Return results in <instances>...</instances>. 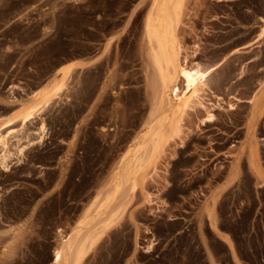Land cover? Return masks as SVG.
<instances>
[{"label":"rangeland","instance_id":"374dc122","mask_svg":"<svg viewBox=\"0 0 264 264\" xmlns=\"http://www.w3.org/2000/svg\"><path fill=\"white\" fill-rule=\"evenodd\" d=\"M153 8L0 0V98L64 82L42 114L44 139L0 169V264H50L58 229L94 215L114 186L150 107L144 24ZM258 33L249 60L243 49L230 53ZM175 35L190 66L221 62L208 81L221 97H209L214 120L201 126L205 112L187 108L184 147L166 142L129 177L106 205L119 215L80 264H264V111L236 100L255 78L264 88V0H181ZM74 57L87 62L58 77L55 66ZM234 182V193H222Z\"/></svg>","mask_w":264,"mask_h":264},{"label":"bare ground","instance_id":"6f19581e","mask_svg":"<svg viewBox=\"0 0 264 264\" xmlns=\"http://www.w3.org/2000/svg\"><path fill=\"white\" fill-rule=\"evenodd\" d=\"M153 6V11L147 16L144 24L146 82L150 103L145 124L130 142L125 165L112 189L104 196L103 203L97 212L94 215L87 212L65 234L58 229L61 239L52 250L50 264H80L119 215L117 209L108 213L106 205L127 184L129 177L137 174L144 166L154 163L166 142L178 137L180 138L178 146L184 147L185 142L180 137V132L183 115L187 108L205 112L200 120L201 126L206 127L214 120V114L209 109V106L214 103L209 97L215 96L216 100L221 97L209 88L208 81L221 62L207 68H202L198 63L190 66L175 35L181 0H153ZM259 39L260 33L244 45L253 44ZM240 47L233 48L230 53ZM83 64L82 61H69L60 66L56 72L62 78L67 77L76 67H82ZM63 85L64 82L61 80L52 86L51 92L35 89L22 98L16 96L11 89L8 96L2 98V103L15 106L10 116L6 118L0 116V158L2 160L0 169L2 171H8L12 166L7 159L8 154H12L13 151L23 154L29 147L44 139L42 133L45 125L42 114L52 101V96L62 91ZM236 100L239 99L236 98ZM259 100V97H256L253 100L254 105ZM233 105L229 104L230 109L234 107ZM14 123L18 124L13 126ZM35 123L37 125L32 127ZM251 145L250 154L253 156L255 147ZM210 211L208 209V216L212 217L213 214ZM102 214H105V217L101 218ZM152 245V242H148L146 247L151 248Z\"/></svg>","mask_w":264,"mask_h":264},{"label":"crops","instance_id":"0c3cea01","mask_svg":"<svg viewBox=\"0 0 264 264\" xmlns=\"http://www.w3.org/2000/svg\"><path fill=\"white\" fill-rule=\"evenodd\" d=\"M246 43H244V44H246ZM244 44L240 45L241 47L238 46V47H240V48H238V50L239 49H243L241 51L242 56L245 57L246 60H249V57H246V55H248L252 51H255L256 45H254L255 43L250 44V45H244ZM69 61H75V62L82 61L84 63L87 62L86 58H75V57L71 58L69 60H66V61H60L55 66L54 72H56V70L60 66L64 65L65 63H67ZM76 68H79V67H76ZM58 77H60V75H58ZM257 79L258 78H255L254 80H252L251 81V85L248 88L240 89V90L237 91V95L239 97L238 98L239 100H238L237 104L241 108H247V107L251 108L252 113H255V114H258L261 111H264V88L263 89H258L257 88L258 85H259V82H258ZM263 81H264V75L261 77L260 83L263 82ZM256 97H259L260 100H259V102L256 105H254L253 100L252 101H250V100L253 99V98H256ZM2 100L3 99L0 98V104H2V106H3L2 108H0V116L3 117V118H6V117H8V116H10L12 114L14 109H9V108L7 109V107H6L7 105H3L4 103H2ZM241 128H243V127H241ZM261 128L262 127H259V129H261ZM235 187H236V182H234L233 184H230L228 186L225 185V186L222 187L223 188L222 189V193H224V194L234 193L235 192V190H234Z\"/></svg>","mask_w":264,"mask_h":264}]
</instances>
